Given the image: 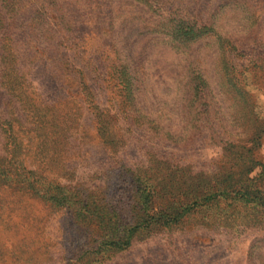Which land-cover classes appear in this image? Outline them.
Returning a JSON list of instances; mask_svg holds the SVG:
<instances>
[{
	"label": "rangeland",
	"instance_id": "obj_1",
	"mask_svg": "<svg viewBox=\"0 0 264 264\" xmlns=\"http://www.w3.org/2000/svg\"><path fill=\"white\" fill-rule=\"evenodd\" d=\"M254 132L264 164V0H0V264H264V209L189 192ZM160 202L180 218L144 226Z\"/></svg>",
	"mask_w": 264,
	"mask_h": 264
},
{
	"label": "trees",
	"instance_id": "obj_2",
	"mask_svg": "<svg viewBox=\"0 0 264 264\" xmlns=\"http://www.w3.org/2000/svg\"><path fill=\"white\" fill-rule=\"evenodd\" d=\"M178 32L182 36H184L187 32L186 29L182 30L179 27ZM191 33L190 31H188ZM120 66V73L119 77L124 80L127 89V99H131L130 93L132 91L133 82H135V78L131 76V72L128 70H122L124 65ZM203 84V82H202ZM196 87H200L197 85ZM196 93H200V89L196 88ZM198 101H200V97H198ZM205 102L203 105L205 106ZM218 143L222 149V157L221 160L216 162L210 167V171L207 173L208 175L212 176L210 179L203 180L199 178L201 176L195 175L194 181L197 183L194 186L189 187V192L193 193L194 195L201 194L203 196L202 202H207L208 209L212 210L210 212V217L212 215L215 216L217 220L226 217H231L236 214L237 211L235 209L239 205H256L257 209H264V182L260 183L257 186L252 184V179L248 178V174L253 170L255 166H260L264 168V164L260 162L257 158V155L254 153L260 145L261 142L258 138L257 133H252V135L247 140H238L237 142L228 141L225 139L220 138ZM261 173V172H260ZM263 173V172H262ZM261 173V174H262ZM214 179V180H213ZM212 181V184H206L208 181ZM137 183V190L138 196L137 199L139 201V205L143 210L144 214H146L151 206L153 199L156 197L158 198L159 188L156 189L153 185L147 184L145 182H135ZM202 183V184H201ZM210 186L211 191L204 193H198V188L203 186ZM73 197V195L68 198V201ZM53 200L58 204L59 199L63 200V196H52ZM194 199H200L193 198ZM193 200L190 204H184L182 209L185 212L189 211L190 208L193 206ZM209 200V201H208ZM196 200H194L195 202ZM82 202V201H79ZM103 214L100 218L103 220L99 223V225L103 229L109 228L107 225L111 222L108 215V210H103L101 208ZM151 214H149V219L146 222H143L148 226L149 224H170L176 223V221L180 218L181 212H177L176 210L173 211L172 205L169 202L163 203L160 202L157 207H155ZM78 215H100L99 209L94 206H91V202H82L77 205ZM225 211H229L228 214H224ZM214 212V213H213ZM149 223V224H148ZM112 248L123 247L127 244L126 240L119 242L115 241V238L108 240L107 243Z\"/></svg>",
	"mask_w": 264,
	"mask_h": 264
}]
</instances>
